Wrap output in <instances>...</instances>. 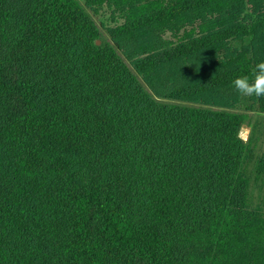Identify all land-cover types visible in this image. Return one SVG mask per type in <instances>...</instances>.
<instances>
[{"label":"trees","instance_id":"16d2710c","mask_svg":"<svg viewBox=\"0 0 264 264\" xmlns=\"http://www.w3.org/2000/svg\"><path fill=\"white\" fill-rule=\"evenodd\" d=\"M84 2L122 15L111 41L154 96L200 106L155 100L76 0H0V264H264L228 110L264 0Z\"/></svg>","mask_w":264,"mask_h":264},{"label":"rangeland","instance_id":"374dc122","mask_svg":"<svg viewBox=\"0 0 264 264\" xmlns=\"http://www.w3.org/2000/svg\"><path fill=\"white\" fill-rule=\"evenodd\" d=\"M76 1L80 4L98 31V39L96 43L100 45L107 44L115 48L111 41L109 30L123 22L122 15L108 4H102L100 6H86L84 0ZM164 37L170 38V34L166 33ZM248 42L249 39L245 38L244 41H232L231 45L233 47H239L242 43ZM115 51L131 72L136 76L139 83L155 100L164 103L200 106L186 102L166 100L154 96L143 81L142 77L133 70L130 60H128L117 48H115ZM256 98L257 96L254 94H240L238 104L228 110L234 113L246 114V118L241 124L239 131V136L245 144L244 159L240 166V174L248 181L247 207L249 209L256 210L261 215H264V175H258L255 171L256 162L264 151V113H261L257 109V105L255 104Z\"/></svg>","mask_w":264,"mask_h":264},{"label":"clouds","instance_id":"9594fccd","mask_svg":"<svg viewBox=\"0 0 264 264\" xmlns=\"http://www.w3.org/2000/svg\"><path fill=\"white\" fill-rule=\"evenodd\" d=\"M232 86L243 95H264V59L258 60L252 68L251 78L247 74L231 80Z\"/></svg>","mask_w":264,"mask_h":264}]
</instances>
